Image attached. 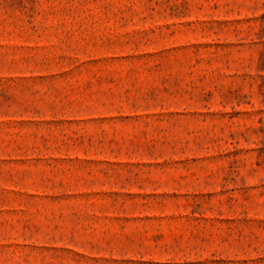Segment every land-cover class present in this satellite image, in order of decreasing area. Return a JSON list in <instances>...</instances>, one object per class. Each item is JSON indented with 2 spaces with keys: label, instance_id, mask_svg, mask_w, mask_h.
Here are the masks:
<instances>
[{
  "label": "rangeland",
  "instance_id": "374dc122",
  "mask_svg": "<svg viewBox=\"0 0 264 264\" xmlns=\"http://www.w3.org/2000/svg\"><path fill=\"white\" fill-rule=\"evenodd\" d=\"M0 264H264V0H0Z\"/></svg>",
  "mask_w": 264,
  "mask_h": 264
}]
</instances>
